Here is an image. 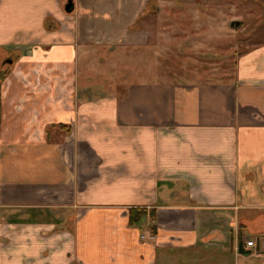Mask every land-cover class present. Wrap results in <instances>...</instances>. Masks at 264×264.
<instances>
[{
  "label": "crops",
  "instance_id": "1",
  "mask_svg": "<svg viewBox=\"0 0 264 264\" xmlns=\"http://www.w3.org/2000/svg\"><path fill=\"white\" fill-rule=\"evenodd\" d=\"M64 1L0 0V264H264V44L229 82L88 97L152 0Z\"/></svg>",
  "mask_w": 264,
  "mask_h": 264
},
{
  "label": "rangeland",
  "instance_id": "2",
  "mask_svg": "<svg viewBox=\"0 0 264 264\" xmlns=\"http://www.w3.org/2000/svg\"><path fill=\"white\" fill-rule=\"evenodd\" d=\"M129 32L134 41L96 44L81 60L88 97H119L133 82L233 80L240 57L264 44V0H152ZM17 53L0 48L1 77Z\"/></svg>",
  "mask_w": 264,
  "mask_h": 264
},
{
  "label": "trees",
  "instance_id": "3",
  "mask_svg": "<svg viewBox=\"0 0 264 264\" xmlns=\"http://www.w3.org/2000/svg\"><path fill=\"white\" fill-rule=\"evenodd\" d=\"M5 79V77H1L0 76V84L1 82H3ZM145 215V211H143L142 209H133L132 211H130V225L131 226H138L140 225L143 217Z\"/></svg>",
  "mask_w": 264,
  "mask_h": 264
},
{
  "label": "water",
  "instance_id": "4",
  "mask_svg": "<svg viewBox=\"0 0 264 264\" xmlns=\"http://www.w3.org/2000/svg\"><path fill=\"white\" fill-rule=\"evenodd\" d=\"M65 10L67 13H70L72 12L73 10V2L71 0L68 1L66 7H65Z\"/></svg>",
  "mask_w": 264,
  "mask_h": 264
},
{
  "label": "built area",
  "instance_id": "5",
  "mask_svg": "<svg viewBox=\"0 0 264 264\" xmlns=\"http://www.w3.org/2000/svg\"><path fill=\"white\" fill-rule=\"evenodd\" d=\"M246 246L249 248V247H254L255 246V243H254V241H252V240H248L247 242H246Z\"/></svg>",
  "mask_w": 264,
  "mask_h": 264
},
{
  "label": "flooded vegetation",
  "instance_id": "6",
  "mask_svg": "<svg viewBox=\"0 0 264 264\" xmlns=\"http://www.w3.org/2000/svg\"><path fill=\"white\" fill-rule=\"evenodd\" d=\"M7 63H11V60H9V59H7V61H6Z\"/></svg>",
  "mask_w": 264,
  "mask_h": 264
}]
</instances>
